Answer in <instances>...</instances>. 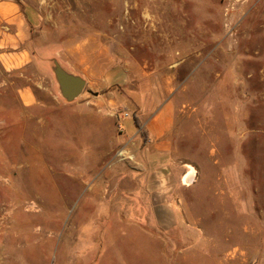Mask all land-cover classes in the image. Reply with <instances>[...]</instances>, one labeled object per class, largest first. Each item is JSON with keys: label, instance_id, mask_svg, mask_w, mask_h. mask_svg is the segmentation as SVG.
Returning <instances> with one entry per match:
<instances>
[{"label": "rangeland", "instance_id": "obj_1", "mask_svg": "<svg viewBox=\"0 0 264 264\" xmlns=\"http://www.w3.org/2000/svg\"><path fill=\"white\" fill-rule=\"evenodd\" d=\"M14 1L41 21L34 64L0 58V264H264V0ZM56 64L86 83L72 102ZM166 92L151 204L116 140Z\"/></svg>", "mask_w": 264, "mask_h": 264}, {"label": "crops", "instance_id": "obj_2", "mask_svg": "<svg viewBox=\"0 0 264 264\" xmlns=\"http://www.w3.org/2000/svg\"><path fill=\"white\" fill-rule=\"evenodd\" d=\"M40 21L41 15L38 11H29L14 0H0V58L7 71H18L36 62L33 52L35 48L33 38ZM169 96L170 93L168 95V92L164 94L159 110L156 111L149 123H145L144 127L138 113L136 116L142 127H137L133 117L126 118L123 126L124 132L116 140V144L126 145L131 139L135 144H139L136 149V156L141 161V170L136 169L131 173L121 174L118 176V181L124 178L129 179L134 183L131 191L137 193L139 192L136 188L137 182H143L144 180L146 183V191L144 192L147 197L146 200L150 201L151 204L154 201L153 194L156 191L155 187L149 182V178L153 173L151 163L154 161L152 160H158V158L167 155L172 149L173 104ZM21 97L27 106H32L36 102V97L29 88L21 91ZM141 129L145 133L144 139L139 134ZM141 142L142 144H140ZM96 149L95 146L90 145L87 150L92 153ZM190 175L192 173L187 174L186 178L189 179ZM153 208L155 209V207ZM153 215L150 219L152 225L161 229V221L156 217L154 211ZM179 225L178 222L177 227Z\"/></svg>", "mask_w": 264, "mask_h": 264}, {"label": "water", "instance_id": "obj_3", "mask_svg": "<svg viewBox=\"0 0 264 264\" xmlns=\"http://www.w3.org/2000/svg\"><path fill=\"white\" fill-rule=\"evenodd\" d=\"M54 73L61 93L67 101L72 102L83 93L86 83L82 78L68 74L57 64Z\"/></svg>", "mask_w": 264, "mask_h": 264}, {"label": "built area", "instance_id": "obj_4", "mask_svg": "<svg viewBox=\"0 0 264 264\" xmlns=\"http://www.w3.org/2000/svg\"><path fill=\"white\" fill-rule=\"evenodd\" d=\"M123 117L126 119V118L130 117V115H129L128 113H125V114L123 115ZM124 154H125V151H121V152L118 153V157L122 158V160H123V159H124V157H123ZM186 176H187V175H186ZM186 176L183 178V183H184V184H186V182H187V180H188V179H186Z\"/></svg>", "mask_w": 264, "mask_h": 264}, {"label": "trees", "instance_id": "obj_5", "mask_svg": "<svg viewBox=\"0 0 264 264\" xmlns=\"http://www.w3.org/2000/svg\"><path fill=\"white\" fill-rule=\"evenodd\" d=\"M134 120H135L137 127H140L141 125H140L139 119L136 115L134 116Z\"/></svg>", "mask_w": 264, "mask_h": 264}]
</instances>
